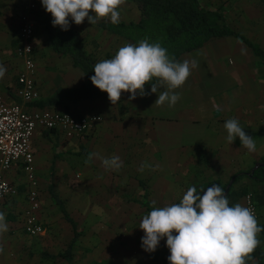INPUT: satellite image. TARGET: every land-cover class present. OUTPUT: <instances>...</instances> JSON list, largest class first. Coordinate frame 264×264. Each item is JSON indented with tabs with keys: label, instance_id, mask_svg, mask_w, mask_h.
Here are the masks:
<instances>
[{
	"label": "crops",
	"instance_id": "1",
	"mask_svg": "<svg viewBox=\"0 0 264 264\" xmlns=\"http://www.w3.org/2000/svg\"><path fill=\"white\" fill-rule=\"evenodd\" d=\"M30 1L31 0H0V64H3L7 69L4 77L0 78V94L8 103L22 102L17 93L18 75L21 71L22 60L16 56L15 43L20 29L21 16L27 11V5ZM129 1L137 8V18L132 20L122 19L120 21H125L127 23L137 22L141 17L140 10L132 0ZM35 2L37 6L30 11V14L32 19L36 22L34 40V56L38 65L36 81L41 95L40 99H48L57 88H69L81 85L84 81V74L80 69L72 66L69 57L63 56L53 50L45 29L46 23L53 18L42 6L41 0H35ZM92 26L98 28L101 32L110 37L120 38L117 34L101 28L97 23ZM235 27L237 29L245 28L246 30H250L248 26L238 25ZM130 43L134 44L131 41ZM87 47L88 46H86V48ZM101 49L108 52L112 47L105 45ZM111 52L113 51L111 50L110 53ZM44 58L48 59L52 67L57 66V64L61 66L67 64L73 72L65 73V71H53L51 69L50 72L45 74L42 65ZM111 58H113V56H111L110 59ZM184 60L195 62L196 67L191 69V75L184 85L174 90L179 95L180 99L173 107H169L167 103L163 106L155 105L154 103L158 98L159 92L151 93V86L145 87L146 93L151 94L143 97L137 95L136 99L131 101H129V96L131 94L123 92L121 94V100L114 105L109 101L108 94L97 99L70 101L68 102L70 112L86 116L97 114L102 116V120L85 139L70 140L65 143V139L62 138L64 143L60 144L58 147L66 151L77 147V144L82 145L83 143L88 146V149H86L85 145L84 147L82 146V149H85L83 153L86 157H89L92 153L98 152L103 157L117 155L123 162H133L135 156L132 155L134 154L139 153L143 156H147L148 154V160L146 159L148 165H146V168L152 162H157L158 168L163 170L166 166V164H164V167L162 166L163 163H166L164 159L165 156L170 162L173 161L175 166H177L178 163L181 165L184 157L183 139H188L191 140L189 142L191 145L198 146V149L193 152H200L203 160L206 157L208 161L220 162L222 165H220L221 171L226 172V170H231L229 164L237 161L241 164L253 161L254 163L255 161L260 162L264 156V94L262 93V87L264 86V66L255 56L253 50L238 38L222 37L212 39L204 46L185 53L178 61L183 62ZM69 73L74 74V77H70ZM73 78L75 79L73 80ZM162 90L163 89H159L158 91ZM25 107L34 109L38 106L29 103L25 104ZM59 109H63V106H60ZM232 118L237 119L244 131L253 137L256 144V150L254 152H249L243 147L238 137L232 144L228 143L227 131L224 128V124L228 119ZM156 126L168 130L172 129L175 136H177V134L180 135L178 139L177 137L170 139L171 144L173 143L176 147L181 146L179 151L180 155L176 152L172 158H170L171 155H166L164 143H166L167 138L165 137L162 139L160 138L161 135L155 136L154 134V136H151V129ZM58 136L59 135L55 133L37 129V134L35 133L32 139L41 200L40 217L44 224L46 223L44 220H46V215L48 213L43 217L42 208L48 193H50L54 201L51 193L52 185L59 194L57 184L55 185L59 166L57 165L55 167L54 165L55 159L58 156L54 154L53 149L50 150L52 146L55 145V139ZM180 140H182V143L178 144ZM151 146L157 147L152 158L149 150ZM161 151H163L164 154H161ZM248 153L249 157H246ZM159 154L164 155L162 156L164 162H161ZM92 161H95L94 164L97 163L103 168L99 159L93 158ZM48 162H50V164H48ZM232 167L234 169L240 168V165H232ZM82 169L79 176L81 178L80 180L83 182V177H85L86 174H84L85 172H83ZM119 171L120 170H118V172ZM62 175V178L71 184L75 173L73 170L66 171L64 169ZM6 176L17 185L19 188V195L5 202H0V212L6 209L13 210V216L8 217L9 224L12 226L17 223L18 225L20 222L21 230L25 233L23 227V213L27 207V178L20 164L14 165L10 171L7 172ZM239 176L240 179L241 175L239 174ZM248 178L252 179L250 175ZM142 181L143 180L139 181L141 185H143ZM234 181L231 185L232 187H230L232 190H229V203L232 202V195H235V192L238 194L240 193L236 188L234 189V184L236 182ZM230 182L231 180L229 183ZM256 182L259 184L258 186L264 185V181ZM262 199H264V196ZM143 201L146 200L143 199ZM143 201L138 202L142 204ZM156 207L163 206H158L156 204ZM17 212L20 216H17ZM15 213L17 214L15 215ZM16 216L17 221L14 222L13 219H15ZM17 229L18 228H11L10 235H7L9 239L7 240L6 238L7 244L4 246L6 250L0 253L1 264L17 263L16 260H11L12 257H10L9 251L12 247V243L15 241V236H17V234H15ZM18 236L20 237L21 235L18 234ZM29 236L30 235H28V237ZM30 237L38 238V236ZM52 254L56 255L58 253Z\"/></svg>",
	"mask_w": 264,
	"mask_h": 264
},
{
	"label": "rangeland",
	"instance_id": "2",
	"mask_svg": "<svg viewBox=\"0 0 264 264\" xmlns=\"http://www.w3.org/2000/svg\"><path fill=\"white\" fill-rule=\"evenodd\" d=\"M203 1L207 6L223 10L233 28L237 29L235 26L238 25L250 27V30L245 28L237 30L254 44L264 47V0ZM119 12L120 20L137 18V8L129 0H125V3L120 6ZM69 21L73 27L81 32L86 46H88L87 49L89 48L96 56L98 62L110 59L111 56L114 57L120 47L130 43V41L110 37L101 32L98 28L92 26L87 18L80 25H76L71 21V18H69ZM105 45L111 46L113 52L102 50L101 48ZM42 65L45 74L50 72L51 69L53 71H65V73L73 72L67 64L62 66L57 64V66L52 67L48 59L45 58ZM69 75L74 77L72 73H69ZM262 93L264 94V86L262 87ZM153 134L155 136L161 135L160 138L162 139L167 138L166 143H164L166 155H171L170 158L173 157L175 152L180 155L181 146L176 147L173 143H170L171 138L177 137L178 139L180 135L175 136L172 129L168 130L158 126L151 129V136H154ZM55 141V145L50 149H53L54 154L58 156L54 162L55 167L59 166L55 185L57 184L59 195L70 215L78 223L80 236L72 248L71 260L63 257H44L42 255L44 252L59 253L65 251L75 236L73 226L65 219L60 208L51 198L50 193L47 194V199L44 200L42 208L43 217L48 213L46 220H44L46 221L47 232H45V235L38 236V238L28 237L21 230L20 222L18 225L15 223L11 226L8 217L13 216L14 211L6 209L3 213L6 217L8 230L0 233V246L5 251L6 238L9 239L7 235H10L11 228H18L15 232L17 234L15 241L9 249L11 260H16V264H167L169 254H167L166 238L160 241L158 248L153 253H148L141 247V238L144 236V232L139 228V225L147 211L138 202L143 201L145 192L143 185L139 182L140 180H143L147 185L150 201L155 200L158 206H167L181 200L189 187L197 189L204 183L214 182V180H219L225 185L229 183L235 174H240L241 178L236 182L234 181V189L236 188L240 193L235 192V195H232L231 205L234 206L239 203L246 207V194L243 195L242 192L247 188V193L253 194L259 208L258 226L262 227L264 225V199H262L264 185L258 186L259 184L256 181L248 178L254 167H256L255 163L257 161L242 164L237 161L229 164L231 170L221 171L222 165L220 162L208 161L205 156L203 160L200 152H193L198 149V146L191 145L189 143L191 140L183 139L184 157L181 165L178 163L175 166L173 161L170 162L165 156L166 163H163L162 166L164 167V164L166 166L163 170L158 168L157 162H150L151 164L146 168L148 154L143 156L138 153L132 155L135 156L133 162L122 161L123 166L118 172V170L101 168L97 163L94 164L95 161L85 163L88 156L84 155L85 149H82V146L85 145L88 149L86 144H77V147L64 151L58 147L64 143L62 138L58 136ZM67 142L69 141L65 140V143ZM181 143L182 140L178 144ZM156 148L151 146L149 149L151 158ZM161 152V154H164L163 151ZM162 156L164 155L159 154L161 162H164ZM246 157H249V153ZM142 164L145 165V168L141 172L138 169ZM232 165H240V168L234 169ZM80 167L83 168L82 170L86 174L83 177V182L79 176ZM62 168L66 171H74L75 176L72 178L71 184L62 178ZM17 216H20V214L18 213ZM17 216L13 219L14 222L17 221ZM18 234L21 236L19 237ZM257 238L260 241L259 245L264 248V233H258Z\"/></svg>",
	"mask_w": 264,
	"mask_h": 264
},
{
	"label": "clouds",
	"instance_id": "3",
	"mask_svg": "<svg viewBox=\"0 0 264 264\" xmlns=\"http://www.w3.org/2000/svg\"><path fill=\"white\" fill-rule=\"evenodd\" d=\"M41 3L51 14L53 27L67 31L69 18L76 25L86 18L92 25L101 19L118 24L119 8L125 0H41ZM193 67H196L195 62L177 61L160 43H150L144 38L138 44L126 43L113 58L96 63L95 74L90 79L95 87L108 94L112 105L121 100L123 92L131 94L129 101L137 95L143 97L159 92L154 104L167 103L173 107L180 99L174 90L184 85ZM6 71L0 64V78ZM149 83L151 93H146L145 85ZM224 128L229 144L238 137L249 152L256 150L253 137L237 119H228ZM93 158L99 159L106 170H119L123 166L119 156L103 157L98 152L92 153L85 163H91ZM144 168L142 164L138 170L142 172ZM151 203L152 210L142 217L139 225L144 232L141 247L153 253L166 238L169 264H246V258L250 259V254L260 244L257 236L264 229L258 226L253 210L239 203L229 206L224 190L218 185L199 193L195 187H189L179 203L163 207H156L155 200ZM7 230L5 214L0 212V233Z\"/></svg>",
	"mask_w": 264,
	"mask_h": 264
},
{
	"label": "trees",
	"instance_id": "4",
	"mask_svg": "<svg viewBox=\"0 0 264 264\" xmlns=\"http://www.w3.org/2000/svg\"><path fill=\"white\" fill-rule=\"evenodd\" d=\"M139 8L141 17L137 22L119 21L113 24L110 20H100L97 24L120 38L138 44L144 38H148L150 43H160L167 49L170 57L177 61L182 55L192 50L204 46L212 39L222 37H234L245 42L255 53V56L264 66V47L251 42L242 33L233 28L229 19L223 10L207 6L203 0H132ZM46 33L53 50L63 56L69 57L74 68L80 69L84 74V81L76 87H60L48 99H40L35 105L41 108H52L60 111H68L70 101H79L84 99H97L105 94L95 87L90 77L95 73L94 65L98 63L96 56L86 48V43L79 30L72 25L69 30L63 31L59 26L53 27L52 20L45 25ZM155 82V79L153 80ZM151 84H146L149 87ZM63 106V109L59 107ZM49 132V131H48ZM259 163L262 165L255 167L250 174L254 181H264V156ZM235 181L239 179V174L234 175ZM225 191L228 183L223 185L219 180H214ZM213 183V181L204 183L197 188V192ZM145 189L142 205L147 213L152 210V203L149 199V190L142 181ZM232 189H230L231 191ZM230 191L226 195L228 200ZM245 188L243 195L247 194ZM51 193L55 203L60 208L65 219L73 226L75 233L74 239L69 247L58 254L44 252V257L56 258L63 257L72 259V248L75 241L80 236L77 221L70 215L61 196L57 193L54 186H51ZM180 200L174 202L179 203ZM173 203V204H174ZM156 206V205H155ZM229 206H232L229 203ZM259 214V208H258ZM264 229V225L261 227ZM264 233V231H261ZM169 254V249H167ZM251 258H246V264H264V248L259 245L255 251L250 254ZM168 264V260H167Z\"/></svg>",
	"mask_w": 264,
	"mask_h": 264
},
{
	"label": "built area",
	"instance_id": "5",
	"mask_svg": "<svg viewBox=\"0 0 264 264\" xmlns=\"http://www.w3.org/2000/svg\"><path fill=\"white\" fill-rule=\"evenodd\" d=\"M36 6L35 0L28 3L27 11L20 19L15 43L16 56L22 60L17 88L22 102L8 103L0 94V202L19 195V188L6 174L14 165L20 164L28 181L23 227L30 236H39L46 232V226L40 217L39 181L32 146L37 129L55 133L67 141L80 140L85 139L102 120V116L97 114L86 116L52 108L25 107V104L35 103L41 97L36 81L38 65L34 56L36 22L30 14ZM245 200L246 207H250L257 218L258 206L253 194L247 193Z\"/></svg>",
	"mask_w": 264,
	"mask_h": 264
},
{
	"label": "water",
	"instance_id": "6",
	"mask_svg": "<svg viewBox=\"0 0 264 264\" xmlns=\"http://www.w3.org/2000/svg\"><path fill=\"white\" fill-rule=\"evenodd\" d=\"M262 164H263V163H259L258 166H260V165H262ZM256 167H257V165H256ZM234 180H235V177H233V178L231 179V182L228 184L226 190L224 191L225 195L228 194V192H229V190H230V187H231V185H232V183H233ZM212 185H218V186H219V184H218L217 182H213V183L209 184L208 186H206V187L202 190V192H203L204 190H206L207 188L211 187ZM201 194H203V193H201ZM174 234H175V233H174ZM169 255H170V252H169ZM169 255H168V256H169ZM168 264H169V261H168Z\"/></svg>",
	"mask_w": 264,
	"mask_h": 264
}]
</instances>
